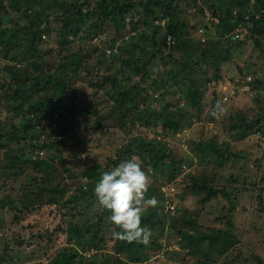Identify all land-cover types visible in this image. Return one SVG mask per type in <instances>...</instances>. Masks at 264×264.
Wrapping results in <instances>:
<instances>
[{
	"label": "trees",
	"instance_id": "16d2710c",
	"mask_svg": "<svg viewBox=\"0 0 264 264\" xmlns=\"http://www.w3.org/2000/svg\"><path fill=\"white\" fill-rule=\"evenodd\" d=\"M4 1L0 0V8L5 11L9 10ZM9 3L13 13L18 11L14 17L19 19L13 20V17L12 22H7L14 24L13 32L23 31L22 42H27V47L30 44L32 49L31 51L25 49L24 53L29 54V57L16 63L15 59L6 56L0 43V57L11 63L4 64L3 73L5 76L0 85L1 96L10 102L0 103V162H3L5 158L8 161L5 166L0 163V172L3 171V168H21V164H25L30 167L31 172L40 171L41 175L31 176L30 174V180L34 185L27 188L22 200L11 198L9 194L0 198V210L3 215H5L6 209V211H11L13 216L11 221L8 220L11 224H20L21 227V230L13 228L15 235L11 240L3 239L5 251L23 248L31 240L36 239L39 250L42 242L47 243L48 247L52 249L48 254V264H90L85 262L86 257L81 256L82 253L78 246L85 252L97 249L104 252L101 255H111L114 264H153L148 261L153 257L152 255L165 252L163 248L170 247L175 241L178 243L179 249H184L188 253L190 249H194L199 253L197 258H194L196 257L194 255H191L192 258H187L188 253L184 254L183 260L191 259L189 260L190 264H214L210 260L212 255L223 257V254L231 249L237 241L230 237L232 234L230 232V226H232L230 216L216 215L213 211V222L218 221L217 218H226L227 228L214 224L209 230L200 228L199 219L202 218V212L205 209L212 211L209 205L212 200L220 195H227L224 188H228L224 186V180L221 181L220 175L211 176L210 172H206L207 176H205L203 171L211 169L212 164H215L216 167L221 166L226 160L225 152L228 151L230 154L231 149L234 148L228 145L223 146L224 148L220 147L214 140L198 141V144L190 147V143H187L186 140L196 141V136L189 135L186 122L189 121L187 118L189 111L193 109L195 117L201 122L212 125L218 123L219 118L210 114L212 109L215 108L218 101L222 106H225L227 101L233 100L234 95L228 96L224 101L223 97L229 93L228 91H220L219 97L217 94L214 96L215 94H210L206 89H202L201 83L200 85L193 83L192 76L194 74L207 78L205 72H202L203 66L212 65L213 70L210 72L208 81L224 84L226 75L222 71V66L230 61L234 51L241 45L254 46L253 49H256L258 56L264 58V0H96L95 4H91V8L90 3H86L85 9L75 8L74 5L65 3L64 0H47L46 2L43 0H32L31 2L10 0ZM137 5L139 6L138 13H142L143 18L141 17L136 22L129 20L128 23L123 19H117V13L133 16L131 12ZM52 7H57L60 11H64L65 7H70L64 12L61 11V17L58 19L60 29L66 35L62 34L57 38V45L69 44L73 42L72 39L77 37L91 39L93 36L101 35L99 21L103 22L105 19L110 20L112 27L117 30L118 27L125 25L127 28L120 35L116 51L110 54L105 52V48L113 46L117 40V31L109 36L103 34L104 38L101 40L104 48L100 47V53H97L98 45L88 46L85 44L83 49L78 47L66 57L60 55L62 58L58 56L56 61H51V64L43 68L36 61L45 55L44 45L46 43H42L41 35L51 31L49 26L44 23L47 19L45 10ZM73 8L74 10L71 12ZM187 10L195 11L203 17L208 12L211 21H215L214 24L212 23L215 29L214 34L204 41L197 39L191 33L195 27L184 18ZM36 16L44 18L42 23L45 27L40 26L39 23L27 21ZM158 17L162 18V24L154 23ZM92 18L93 20H90ZM96 18L97 20H95ZM139 21L143 24V29H136V23ZM4 23H6L5 20L0 21V24ZM7 26L0 30H5ZM144 28L148 29L144 30ZM157 31L161 33L165 31L170 35L168 36L171 41H166L165 36L158 41L160 37ZM59 33L61 34V31ZM160 43H163V46L169 50L182 52L186 55L185 61L180 62L175 69L167 67L161 70L156 65L157 72L149 84V93L145 92L147 90L142 89L139 84L128 85L131 75L138 74L145 78L150 71L155 69V62H152L154 58H159L160 65L163 66L176 63L178 58L173 59L171 52L166 54H163L162 51L158 52L157 46ZM192 44H194L193 47ZM139 46L152 48L148 57L140 56L142 49ZM87 53L95 56L100 55L98 66L96 62H92L91 65L87 63L89 59ZM107 58L112 68L104 67ZM31 60L33 62H30ZM83 71L91 75L98 72L97 86L103 87L106 82L111 84L110 94L105 91L103 94L109 96L108 99L112 103V107L116 108L113 111L115 114H107L110 117L104 128L116 126L120 129L122 123L129 122L132 127L135 126V129L140 128V133L129 135L127 141H123L115 149L114 155L106 158L104 164L100 165L98 161L89 165L85 163L82 169L76 172H74V168L77 166L76 161L74 159L63 160L60 150L57 156L59 162L56 164L53 163V157L56 156L54 153H52L53 160L49 158L42 160L41 157L38 160L32 158L21 160L24 158L22 153H20L22 158L19 154L15 156L9 154L10 140H15L14 142L17 144L19 141H25V135L22 138L18 137L17 133L20 131L27 133L31 130L26 135L28 136L26 139L31 143L29 146L32 149H35L37 146H35V142L40 140L41 136L49 138L51 145H58L63 139L65 140L66 136L67 139H75V130L81 124L89 123L87 116L90 114L101 115L98 109L103 107L93 108L95 104L92 103V98L98 94V89L94 92L89 90L90 94L93 93L92 96H88V92L85 90L79 92L80 89L77 91L71 89L73 83L79 82L75 79ZM104 75H107V78ZM118 75L122 78L119 79ZM34 78L39 81L31 91L25 94L16 92L12 95L13 90L28 87ZM255 82V87L264 84V81L257 77ZM41 91H44L43 96L39 94ZM81 92L84 94L81 95ZM168 94L186 95L191 109L182 107L173 109L170 107L172 106L170 101H165L169 107L166 108L162 99ZM98 95L102 96V94ZM135 97H140L138 101L140 104H144L142 110L139 109L140 104L136 103ZM235 111L228 114L227 118H231V122H229L231 124L228 126L226 123L223 130L235 129V135L240 140L249 135L251 130H253L252 133L257 132L264 135V115L258 114L257 117L245 122L244 116L238 113V110ZM101 118L102 115L89 125L90 128L100 129L103 126L100 122ZM224 118L226 119V115ZM155 130H159L161 136L150 138L149 135ZM183 137H185L184 140H182ZM33 141L35 142L33 143ZM182 141L187 144H182ZM241 142L236 143L235 149L241 147ZM16 149L22 151L24 148L16 147ZM233 154L239 155L238 153L231 155L234 156ZM123 156H127L129 159L133 156L141 157L139 160L143 166L150 167L151 185L146 197L155 196L160 201L158 209H149L142 217V225L149 227L152 231L148 245L136 242L128 243L113 238L112 233L120 231V229L110 222L108 211L96 210L95 184L99 181L101 173L117 166ZM43 165L44 168L40 169ZM36 166L39 167L36 168ZM57 166L62 168V173H67V177L76 179V183L70 186V192H68V188L64 189L59 185H45L54 176ZM143 166L141 165V167ZM182 168L188 169L186 174L183 173ZM191 168H194L198 174L191 173ZM6 174L9 175V173L4 175ZM246 177L242 173L236 176L230 174L227 179L231 182L242 181L245 183ZM247 184L246 189H251L252 183ZM163 185L166 186V192L160 191ZM178 187L180 189L177 192ZM228 190L230 191V189ZM176 194L178 199H176L177 196L175 197ZM190 198L195 199L197 207L181 208L177 213V203ZM60 200L62 201L60 202ZM45 207H50L52 216L50 221L45 218L42 221L38 218L42 216L39 211H43ZM73 208H77L79 211H74ZM211 211H206L205 214L210 215ZM3 215L1 214L0 222L5 220L2 219ZM166 220L169 222L167 229ZM25 231L28 232L27 240L22 236ZM20 233L22 235L19 238L18 234ZM33 233L36 234L35 237H32ZM171 234H173V238H170ZM163 239H165L164 245ZM62 240L65 246L61 244ZM68 245L75 249L77 247L79 251L76 249L75 252H69ZM48 247L45 246L44 250H49ZM53 250L57 252L54 254ZM109 250L113 253H108ZM170 251L166 249V252ZM0 256L11 257L3 254Z\"/></svg>",
	"mask_w": 264,
	"mask_h": 264
},
{
	"label": "rangeland",
	"instance_id": "374dc122",
	"mask_svg": "<svg viewBox=\"0 0 264 264\" xmlns=\"http://www.w3.org/2000/svg\"><path fill=\"white\" fill-rule=\"evenodd\" d=\"M31 2L32 0H28ZM47 0H43V2H46ZM65 3L72 4L76 7H82L85 9V4L90 3L95 4L96 0H64ZM6 6L9 10H3L0 8V21L5 20L6 23L0 24V29L5 28L7 25V28L5 30H0V43L1 48H3V52L6 53V56H8L10 59H15L14 62L19 63L21 60L27 59L29 54H25V49L31 51L32 46L28 44L27 42H22L23 39V31L19 32H13L12 30L15 28L12 22L13 17L16 15L18 11H14L11 8V4L9 3L10 0L4 1ZM11 9V10H10ZM70 9V7H65V10ZM74 10V8L71 10V12ZM62 11V10H61ZM61 11L57 7H52L48 10H45V14L47 15V19L44 23V25L49 26L51 31L49 33H44L41 35L42 43H46L45 46V55L36 62H38L43 68L47 67L49 64H51V61H56L58 56L62 55L63 57L69 56L71 53L74 52L75 49L78 47L84 48L85 44L88 46H97V53H100V47L103 49L102 44V38L105 36H109L114 31H117V40L115 43H118L120 35L123 34V32L126 30L127 26L124 27H118V30L116 28L112 27V22L110 20L105 19L103 22L99 21V28H100V34L99 36H93L91 39L85 37L84 39L81 38H74L72 39L73 42L69 44L64 45H57V38L59 36H62V34L65 36V32L60 29L59 26V18L61 17ZM62 11V12H64ZM137 11V12H136ZM139 6H135V9L133 12V16L131 14H122L117 15V19H123L125 22H129L131 20L132 22L138 21L142 17V13H138ZM204 17L201 14L195 13L192 10H187L185 13V20H187L190 24H192L195 28L192 29V34L197 38L201 40H205L206 38L210 37L214 34V25H212L214 20L209 18L208 12L205 13ZM143 18V17H142ZM19 18L14 17L13 20H17ZM44 18L40 16H36L34 18L28 19L27 21L29 23H39L40 26L43 25ZM90 20H93L90 19ZM97 20V18L95 19ZM100 20V19H99ZM130 21V22H131ZM163 22L162 18L158 17L154 20V23ZM214 24V23H213ZM43 25V27H45ZM137 27L136 29H143V24L141 21L136 23ZM165 25V23H164ZM163 25V26H164ZM148 28H144L146 30ZM61 31V34L59 33ZM60 34V35H59ZM104 34V35H103ZM158 36L160 37L158 39L162 40L165 36L166 41L168 38H170L169 34H166L165 31L162 33L160 31H157ZM166 34V35H165ZM169 35V36H168ZM97 37V38H95ZM213 37V36H212ZM17 40V42H15ZM173 40V39H172ZM2 41V42H1ZM171 41V39H170ZM142 43V42H140ZM9 44V45H8ZM167 44V43H166ZM7 47H6V46ZM94 45V46H95ZM194 44H192L193 47ZM27 47V48H26ZM14 48V50H13ZM140 49H142L140 52L137 48H134V50L140 52V56H149L150 51H152V48L149 46H139ZM254 46L252 45H241L238 47L234 53L231 56V59L229 62H226L222 66V71L226 75V81L224 84L211 81L209 82V76L211 75L210 72H212V65H204L202 72H205L206 77L202 76H195L193 74V83L197 85H203L201 87L202 89H206L210 94H216L219 97L220 91H227V86L229 85L231 89H237L240 87L241 90H237L236 93L233 90H229V94L234 93L233 100L227 101L225 106H222L225 109V114L219 118L218 123L212 125L203 123L200 120H198L194 115V110L190 108V105L188 101L186 100V95L180 94V95H172L168 94L162 101L165 103V101H170L172 103L171 108H177L182 107L185 109H191L189 111V114L187 115V118H189V121L186 122L187 124V131L189 135L193 134L196 136V141L189 140L186 142L190 143V147H194L196 144H198V141H204V140H214L216 143L218 142V145L220 147L223 146H233L234 149H231L230 154L229 152H225V161L222 163L221 166H215V164H212L213 167L211 169H207L205 172L203 171V175L207 176L206 172H210L211 176L217 174V176H221L222 180H224V186H226L228 189L224 190L227 192V195H220L219 197L212 200L210 207L211 210L205 209L204 212H202V218L199 219L200 222V228L203 230H209L211 227L214 226H220L227 228V219L226 218H217L218 221L213 222V211L216 215L218 214H226L227 216H230L232 220V226H230V232L232 233L230 237L235 238L237 241L234 244V246L226 251L224 253L223 257H218L217 255H212L210 257V260H212V263L214 264H264V135H260L259 133H252L253 130H251L249 135L245 136L244 139L240 140L237 139V135H235V129L227 128L226 130H223L224 125L228 123V126H230L231 118H227L228 114L236 112L235 110H238V113H241L244 116V121L248 122L251 119L257 117L258 114L264 115V84L260 85L258 87H255L256 77L262 81H264V58L262 56H258V52L256 49H253ZM11 49V50H10ZM157 50L164 52L163 54H166L167 52H171L173 54L172 58L176 59V63H170L167 66L160 65V59L154 58L152 60V63L155 66L157 65L158 68L161 70L166 69L167 67H171L172 69H175L180 62L185 61L186 55H184L182 52L173 51V49H168L167 47L163 46V43L158 44ZM254 52V53H253ZM35 53V52H34ZM25 54V55H24ZM36 54V53H35ZM89 54V59L87 61L88 64H92V62H96V65L99 62V56L100 55H93L91 53ZM60 56V58H62ZM262 57V58H261ZM98 59V60H97ZM181 59V60H179ZM35 60V59H33ZM31 60L30 62H33ZM97 60V61H96ZM27 62V61H26ZM151 64V62H148ZM240 63V65H239ZM4 64H11L5 60H3L0 57V85L2 83V78L5 76L3 73V66ZM104 67H111V63L108 62V58L104 62ZM149 65V67H151ZM28 65V64H27ZM98 66V65H97ZM157 66L155 69L150 71L148 75L144 78L141 75L135 74V76H130V80L128 82V85H136L139 84L142 89L147 90L145 92H150V83L153 81V78L157 72ZM243 70V71H242ZM242 71V72H241ZM241 72V74H240ZM98 72H95L94 74H86L84 71L77 75L75 80H79L77 83L72 84V90L77 91L78 89L80 91H86L88 92V96H92L93 93H89L90 91H97L98 94H102V96L95 94L92 98V103L95 104L93 108H99L103 107L102 109H98V111L101 112L102 118L100 119V122L102 123V127L96 130H93L90 128V124L94 122L98 117L100 118L101 115L97 114H90L87 116L89 123L81 124L76 130L75 139H67V136L65 137V140L63 139L62 142H59L57 144L51 145L50 139L46 137H40V140L33 141L35 142V149H32V147L29 146L31 144L27 139L26 135L27 133H23L22 131L18 132V137H21L25 135V141H19V144L14 142L15 140H10V149L9 154H13L15 156L16 154H19L20 158L22 153L21 160L25 158H32L35 160L42 158V160L49 158L52 159V153H54L56 156L53 157V163L56 164L59 162L58 152L60 150V155L62 153L63 160L67 159H74L76 161V165L74 168V172L81 170L83 165L87 163L88 165L92 162H97L101 164H104L106 161V158L108 156H113L114 151L117 147L121 145V143L124 141H127L129 138V135H135L140 133V128L135 129V126L132 127L129 122L122 123L120 126V129L116 126H111L108 128H104L108 123V119L110 116H107V114H115L114 109L112 107V103H110L107 96H104L103 92L110 94L112 91L110 82H106L104 86H97L98 82ZM157 76V75H156ZM247 76H251L252 80L250 82H244V78ZM105 78H107V75H104ZM119 79L122 77L118 75ZM239 80V82H235ZM107 81V80H106ZM229 82H232L229 84ZM249 84V85H248ZM221 86V87H220ZM100 87V88H98ZM179 87V85H178ZM177 87V88H178ZM245 87L244 89H242ZM72 92V91H71ZM171 92V91H169ZM83 95L84 93L81 92ZM41 96L44 95V91H41L39 93ZM80 94V93H79ZM156 97V95H153ZM136 103L140 104V101H138V98L135 97ZM188 98V97H187ZM0 103H10L8 100H5L0 94ZM138 105V104H137ZM166 105V103H165ZM167 106V105H166ZM144 107V104L139 105V109L142 110ZM166 108H169L168 106ZM253 108V109H252ZM2 109V108H1ZM2 111V110H1ZM6 111V109H5ZM259 112V113H258ZM9 113V112H8ZM136 113V112H134ZM226 115V119L224 116ZM20 119V118H19ZM21 120V119H20ZM134 119V124H135ZM264 121V119H263ZM107 123V124H106ZM133 124V123H132ZM136 125V124H135ZM225 128V127H224ZM35 133V131H34ZM179 135V133H178ZM153 136H156L157 138L161 136V133L159 130H155L154 133H151L149 135L150 138H153ZM16 139V138H15ZM30 139V138H29ZM185 137L182 138L184 140ZM17 140V139H16ZM21 140V139H20ZM79 141V142H78ZM241 142V147L235 149L236 143ZM186 142H181L182 144H187ZM193 143V144H192ZM16 147L20 148L23 147L24 149L22 151H18ZM224 148V147H223ZM42 149V150H41ZM241 150V151H240ZM42 151V153H40ZM232 153H238L239 155L232 156ZM141 159V157H139ZM129 158L127 156H123L122 159L118 162V164L122 161L128 160ZM215 159V158H214ZM213 159V160H214ZM7 159L3 162H0L1 164L7 163ZM117 164V165H118ZM87 165V166H88ZM143 166V164L141 163ZM39 166H36V168ZM30 167L25 164H21V168H11V169H4L0 172V198H3L4 195L9 194L11 198H15L17 200H22L24 198L25 192L28 190L32 184V181L30 180V177L33 175L40 176V171H32L29 169ZM44 165L41 166L40 169H43ZM144 171H146L149 175L151 174L150 167L146 168L145 166L142 167ZM183 173L186 174L188 169L182 168ZM191 173H197V171L194 168H191ZM5 173H9V175H4ZM244 174L246 175V179L244 180L245 183L242 181H236L231 182L227 177L230 174H233L234 176L238 174ZM31 174V176H30ZM151 179V178H150ZM76 179H71L70 177H67V173H62V168L60 166L56 167V170H54V176H52L47 183H45L46 186H53V185H59L60 187L64 189H69L68 192H70V186L71 184H75ZM247 183H252L250 186L251 189L247 190L246 186ZM180 187H178V190ZM166 186L163 185L160 188V191L165 192ZM177 196V197H176ZM176 199H178V195H175ZM62 200H60L61 202ZM178 201V200H177ZM97 204V202H95ZM196 208V202L195 199L190 198L186 199L184 201H179L177 203V213L180 212L181 208ZM208 207V208H210ZM90 208V207H89ZM231 208V211L229 209ZM235 208V209H234ZM7 210V209H6ZM4 211V214L0 210V218L1 214L3 215L2 219H5L4 222H0V255H6L11 256L9 258L1 257L0 256V264H47L49 262L48 254L52 250L50 247H48V244L45 242H42V246L39 250L37 240H31L29 243H27L23 248L17 249V250H10L8 252L5 251V246L3 244L4 240H11L14 234V229L21 230L20 224H11V218L13 216V213L11 211ZM72 210L79 211L77 208H73ZM206 211H211L212 214L207 215L205 214ZM201 212V211H200ZM39 213L42 216H39L40 220L43 221L45 218L46 220L50 221L52 220V216L50 213V207L43 208V211H39ZM192 214V213H191ZM79 218V216L77 215ZM208 217V218H207ZM10 221H9V220ZM80 219V218H79ZM92 221V220H90ZM54 223V222H53ZM168 221L166 220L165 225L166 229L168 228ZM19 228V229H18ZM11 231V233H9ZM9 233V234H7ZM25 234L22 235V233L18 234L19 238L21 235L27 240L28 238V232L25 231ZM36 234L33 233L32 237H35ZM60 238L62 239L61 235ZM170 238H173V234L170 235ZM18 241V240H17ZM165 239H163V245L165 244ZM173 241V240H172ZM19 242V241H18ZM62 245L65 246V243L63 244V240L61 241ZM48 247L49 250H44V247ZM78 246V245H77ZM79 250L82 253V257L85 256V262H89L90 264H114L113 259L111 255H101L104 252H100L99 250L95 249L94 251L85 252L82 251L80 246H78ZM76 247V249L78 250ZM178 243L173 241V244L170 247H164L163 250L165 252H161L160 254L152 255L153 257L149 259L148 261L153 264H190L191 259L187 260V258H192L191 255H194L197 258L199 256V253L195 251L194 249L189 250L188 252L184 251V249H179ZM73 246L68 245V251L69 252H75L76 250ZM166 249L170 252H166ZM78 250V251H79ZM57 251L53 250V253L55 254ZM77 252V251H76ZM108 253H113L111 250H109ZM188 253L189 256H187L186 259L183 260L184 254ZM119 254L117 253V256ZM155 258V259H154Z\"/></svg>",
	"mask_w": 264,
	"mask_h": 264
},
{
	"label": "clouds",
	"instance_id": "9594fccd",
	"mask_svg": "<svg viewBox=\"0 0 264 264\" xmlns=\"http://www.w3.org/2000/svg\"><path fill=\"white\" fill-rule=\"evenodd\" d=\"M210 114L216 118L225 114L220 101ZM150 185L149 174L142 169L141 161L135 156L101 173L94 187L96 210L108 211V219L120 229L112 233L113 238L128 243H150L152 231L142 225V217L149 209L160 207V201L155 196L146 197Z\"/></svg>",
	"mask_w": 264,
	"mask_h": 264
},
{
	"label": "built area",
	"instance_id": "2783aa9c",
	"mask_svg": "<svg viewBox=\"0 0 264 264\" xmlns=\"http://www.w3.org/2000/svg\"><path fill=\"white\" fill-rule=\"evenodd\" d=\"M168 41H170V38H168ZM118 43H119V42H118ZM118 43H114L112 47H107V46H106V48H105V52H106L107 54H108V53L110 54L111 52L116 51V46L118 45ZM251 80H252V77H251V76H247V77L244 78V82H245V83H246V82H250ZM235 82L237 83V82H239V80H237V81H235ZM231 83H232V82H229V84H231ZM248 85H249V84H248ZM227 88H228L227 91L229 92V90L231 89L230 86L228 85ZM236 88H237V89H231V90L235 91V93H236L237 90H241V88H240V87L238 88V86H236ZM244 88H245V87H243L242 89H244ZM231 95H232V94H229V93H228L226 96L223 97V100L225 101V100L227 99V97H228V96H231ZM233 95H234V93H233ZM165 192H166V190H165Z\"/></svg>",
	"mask_w": 264,
	"mask_h": 264
},
{
	"label": "water",
	"instance_id": "95a60500",
	"mask_svg": "<svg viewBox=\"0 0 264 264\" xmlns=\"http://www.w3.org/2000/svg\"><path fill=\"white\" fill-rule=\"evenodd\" d=\"M38 81L39 80L37 78H34V80L31 82V84L28 87H26L24 89H15L12 91V95H14L16 92L25 94V93L31 91L34 87H36V85L38 84Z\"/></svg>",
	"mask_w": 264,
	"mask_h": 264
}]
</instances>
